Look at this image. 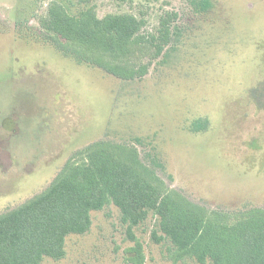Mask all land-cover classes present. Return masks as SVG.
<instances>
[{
  "label": "rangeland",
  "instance_id": "rangeland-1",
  "mask_svg": "<svg viewBox=\"0 0 264 264\" xmlns=\"http://www.w3.org/2000/svg\"><path fill=\"white\" fill-rule=\"evenodd\" d=\"M51 2L75 16L132 14L143 36L165 12L177 17L146 76L123 81L53 48L38 26ZM204 118L208 130L191 133ZM100 139L136 145L170 188L209 210L264 206V0H0V212ZM90 217L62 259L42 264H136L135 242L141 264H173L169 241L151 239L153 217L132 229L135 242L112 204Z\"/></svg>",
  "mask_w": 264,
  "mask_h": 264
},
{
  "label": "trees",
  "instance_id": "trees-1",
  "mask_svg": "<svg viewBox=\"0 0 264 264\" xmlns=\"http://www.w3.org/2000/svg\"><path fill=\"white\" fill-rule=\"evenodd\" d=\"M209 0H200L208 8ZM175 12L158 20L155 35L143 36V20L124 14L99 19L88 7L72 15L51 2L38 19L39 29L55 50L77 64H86L123 81L142 79L170 42ZM146 61L133 63L134 55ZM207 118L190 125L204 133ZM135 142L140 143L139 139ZM115 206L134 242L132 229L155 219L151 239L168 240L173 264H264V206L239 211L209 210L170 188L136 145L96 140L76 151L41 192L0 212V264H42L43 258L65 256L70 234H85L91 212ZM132 249L141 264V245Z\"/></svg>",
  "mask_w": 264,
  "mask_h": 264
}]
</instances>
